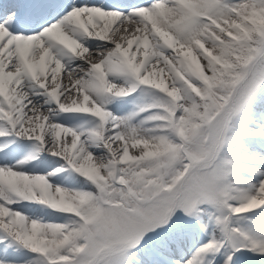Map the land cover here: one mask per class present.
Instances as JSON below:
<instances>
[{"label": "snow or ice", "instance_id": "1", "mask_svg": "<svg viewBox=\"0 0 264 264\" xmlns=\"http://www.w3.org/2000/svg\"><path fill=\"white\" fill-rule=\"evenodd\" d=\"M0 264H264V0H0Z\"/></svg>", "mask_w": 264, "mask_h": 264}]
</instances>
